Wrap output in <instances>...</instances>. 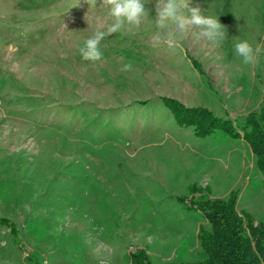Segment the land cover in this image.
Returning <instances> with one entry per match:
<instances>
[{"label": "rangeland", "instance_id": "obj_1", "mask_svg": "<svg viewBox=\"0 0 264 264\" xmlns=\"http://www.w3.org/2000/svg\"><path fill=\"white\" fill-rule=\"evenodd\" d=\"M155 2L92 64L78 48L112 22L102 0H0V264H130L139 250L192 262L205 198L236 199L264 224L244 135L264 115V0H193L227 37L174 50L153 42ZM240 40L261 46L254 65L236 55ZM204 111L212 132L178 122Z\"/></svg>", "mask_w": 264, "mask_h": 264}, {"label": "clouds", "instance_id": "obj_2", "mask_svg": "<svg viewBox=\"0 0 264 264\" xmlns=\"http://www.w3.org/2000/svg\"><path fill=\"white\" fill-rule=\"evenodd\" d=\"M87 2L95 6V0ZM150 2L151 0H102L101 8H107V17L112 22L106 25L100 23L96 31L78 48L82 60L92 64L103 61L102 41L113 34L139 29L150 15V10L146 8ZM155 13L153 21L157 31L152 38L153 42L164 43L170 49L181 47L182 42L190 35L211 42H222L227 37V29L219 18L206 15L199 4L193 5V0H156ZM234 50L245 65H254L261 46L253 47L249 41L240 40L234 45ZM132 69L133 64L129 61L123 64L120 71L127 73Z\"/></svg>", "mask_w": 264, "mask_h": 264}, {"label": "trees", "instance_id": "obj_3", "mask_svg": "<svg viewBox=\"0 0 264 264\" xmlns=\"http://www.w3.org/2000/svg\"><path fill=\"white\" fill-rule=\"evenodd\" d=\"M184 110V109H181ZM204 121L178 119V122L196 127L198 134L212 132L218 120L204 111ZM262 120L252 118L246 123L245 137L251 142L259 168L264 175V115ZM256 119V122H252ZM218 128V127H217ZM209 223V229L199 233L201 251L192 262L173 264H264V224L255 222L246 215H240L236 199H208L199 202ZM130 264H153L146 250L131 255ZM28 264H41L32 262Z\"/></svg>", "mask_w": 264, "mask_h": 264}]
</instances>
